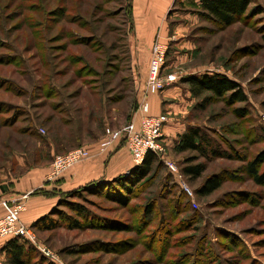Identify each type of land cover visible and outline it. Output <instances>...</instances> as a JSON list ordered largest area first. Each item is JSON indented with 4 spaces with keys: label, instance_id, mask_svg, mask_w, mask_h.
<instances>
[{
    "label": "rangeland",
    "instance_id": "obj_1",
    "mask_svg": "<svg viewBox=\"0 0 264 264\" xmlns=\"http://www.w3.org/2000/svg\"><path fill=\"white\" fill-rule=\"evenodd\" d=\"M131 3L0 0V167L10 166L11 152L17 151L51 170L55 157L87 149L108 129L122 130L148 103L151 49L160 33L146 36L142 27H132ZM256 3L264 7V0ZM253 7L227 27L203 19L196 0L178 5L188 23L168 27L167 41L162 40L169 50L163 78L174 75L182 83L179 77L223 73L242 85L247 104L231 106L214 98L202 110L203 100L191 96L184 115L190 125L216 130L220 137L214 138L245 162L165 149L154 172L121 198L111 187L107 196L102 191L67 198L58 208L60 226L38 230L35 241H28L35 256L26 264H186L196 237H207L199 250L219 252L224 264H264V185L256 186L247 172V164L264 152V15L255 16ZM49 89L59 95L46 96ZM241 108L248 111L245 119L235 113ZM30 125L40 137L27 134ZM191 160L206 169L197 179L182 174ZM170 163L181 177L170 171ZM212 177L221 178L222 188L199 197ZM167 185L189 199L182 201L186 211L170 221L172 232L181 231L171 235L170 247L157 238L166 230L158 222L166 210L162 205L173 199L162 192ZM153 203L156 219L142 227L151 220L145 210ZM75 223L82 227L74 229ZM40 246L56 259L46 257ZM205 254L206 264H217Z\"/></svg>",
    "mask_w": 264,
    "mask_h": 264
},
{
    "label": "trees",
    "instance_id": "obj_2",
    "mask_svg": "<svg viewBox=\"0 0 264 264\" xmlns=\"http://www.w3.org/2000/svg\"><path fill=\"white\" fill-rule=\"evenodd\" d=\"M257 0H202L201 1V12L198 13L203 19H206L208 21H214L217 24L231 27L233 26L238 18L240 16L245 15V13L249 10L250 6L252 4H255V7H253V14L255 16L264 15V7L258 3H256ZM82 43V42H81ZM85 43H88V41L85 40ZM168 56V55H167ZM82 59V58H81ZM83 60V59H82ZM80 63H83V61H80ZM9 82V81H7ZM182 84L188 86L190 93L192 94V97L196 100L200 99L203 100V104L200 105L202 107V110H206V108L212 104L213 99H224L226 100L231 106H235L238 104L248 103V95L246 94L245 90L243 89L242 85L230 78L228 75L223 73H205L201 75L193 74L189 75L185 78L181 79ZM8 84V83H6ZM55 89V88H54ZM44 92V91H43ZM46 96L53 95L54 97H57L58 90H52L49 89L45 91ZM207 95V96H206ZM235 113L240 118H247L248 111H246L245 108L236 109ZM33 125H30L28 127V135L33 137H40L38 133L34 130L32 127ZM219 133L216 132V130H209L204 129L198 126L190 125L187 127L185 133L180 136L179 141L176 143V146L174 150L178 154H184V153H191V154H198L203 159L208 160L215 159V158H222L228 161L233 160H239L241 162H245V159L241 156H237L233 149H228V151L224 148V145L220 142H218L214 136H218ZM259 140V139H258ZM124 146L123 142H120L116 144L115 147L121 148ZM115 147L108 151L113 152ZM225 149V150H224ZM107 152V153H108ZM159 156L153 153H148L146 156V159L144 163L137 167L134 165L133 169L130 171L129 175H121L117 177L115 180L110 182H94L91 184H88L84 187H80L78 189L72 190L70 192L62 193L60 195V202L59 205L54 209L51 213L48 215L42 217L40 220H38L33 226L32 229L34 232L36 231H43V230H54L55 228L59 227V220H58V208L62 205V203L67 198H75V197H81L83 195L87 194H96V193H102L103 194H109L107 191L109 188H114L118 190V196L121 198L123 194L131 193L134 191L133 188H135L136 185H138L140 182H142L144 179L148 178L150 174H152L156 168L159 166ZM193 160L186 163V167L182 169V174L185 177L191 178V179H197L201 177V175L206 171L205 166L202 165H192ZM264 163V152H262L256 159L249 162L247 164V172L248 175L252 178L253 182L256 186H262L264 185V172L260 173V167ZM222 180L218 177H212L203 186V189H201L198 193L199 197H207L211 194L217 192L222 188ZM166 189V190H165ZM165 191V196H169L171 198H178V202L175 203L173 210L169 209V203L173 202L170 199L166 203H163V207L166 209L165 214L161 215L158 222L159 225H163V227L166 229L163 234L158 235L157 238H159L162 242H165V245L170 247L168 241H171V235H175L179 228L173 229L174 232L169 229L170 221H175L176 213L178 211L180 212L182 209L185 210L186 205L182 201L189 200L187 196L178 194L175 192L174 186L170 187L169 185L163 187V191ZM161 192V193H162ZM36 194L41 193L40 190L35 192ZM160 193V194H161ZM107 196V195H106ZM114 198H119L117 195L113 196ZM66 202V201H65ZM188 207V206H187ZM157 209V205L153 203L152 205H149L146 208L145 215L149 216L151 218L150 222L146 221L144 223H141L142 227H144L147 223L153 222V219L155 220V210ZM85 214V211H83ZM181 216V215H180ZM183 217H180L181 220ZM65 219V218H64ZM195 219V218H194ZM149 220V219H148ZM186 223L187 221H183ZM61 223V222H60ZM66 223H68V220H66ZM65 223V224H66ZM75 226V227H74ZM71 227H74V229H80L82 226L79 223L72 224ZM170 231H169V230ZM194 236V235H193ZM6 245L4 247L5 252V261L6 264H26L29 260H32V258L35 256V252H33L32 247L30 246L29 242L25 239L21 238H7ZM208 240L207 237H196V246H194L193 251H191L192 261L188 262L189 264H206L209 262L205 257L207 256L205 253H208V256H213L216 258L217 264H224V259L222 257V254H219V252L212 251V249L208 248V252L203 250H199L198 244L201 243L204 244ZM2 241V240H0ZM230 241L233 242V239L230 238ZM214 244V242H213ZM217 244V242H216ZM218 245V244H217ZM31 247V248H30ZM31 250H30V249ZM207 248V247H206ZM205 248V250H206ZM200 254V255H199ZM198 255L200 257V260H198ZM32 257V258H31ZM186 263V264H188ZM149 264H152L151 261H149Z\"/></svg>",
    "mask_w": 264,
    "mask_h": 264
},
{
    "label": "crops",
    "instance_id": "obj_3",
    "mask_svg": "<svg viewBox=\"0 0 264 264\" xmlns=\"http://www.w3.org/2000/svg\"><path fill=\"white\" fill-rule=\"evenodd\" d=\"M196 1L200 6L202 0ZM188 2L192 0H132V27H142L145 31L143 34L146 36H151L155 30V36L160 33V39L164 41L168 38V27L187 25L188 21L184 19L187 14L176 8L178 5H187ZM172 11L175 12L173 15ZM174 17L182 19L176 22ZM176 78L173 75V82L164 92L152 95L148 99L151 116L169 115V121L164 127L162 137L165 149L175 148L180 136L190 126L184 114L193 102L192 94L190 91L184 92V87H187L180 81L178 82ZM99 143L87 145L92 155L91 159L51 183L45 180L50 171L49 166L40 167L29 162L26 153L12 151L13 163L9 162L10 166L0 167V219L9 213L13 201L27 195L26 209L21 213V221L34 232L32 226L56 209L62 193L94 182H110L121 175H129L134 163L128 148L126 146L115 147L113 152L101 154ZM38 190L41 193L36 194ZM6 242L4 239L0 241V258L4 260Z\"/></svg>",
    "mask_w": 264,
    "mask_h": 264
},
{
    "label": "built area",
    "instance_id": "obj_4",
    "mask_svg": "<svg viewBox=\"0 0 264 264\" xmlns=\"http://www.w3.org/2000/svg\"><path fill=\"white\" fill-rule=\"evenodd\" d=\"M168 51L167 45L157 36L152 45L148 71V92L152 95L161 94L173 82L172 77H162L167 63ZM168 121L167 114L158 117L151 116L149 103H143L139 106L133 120L122 130H106L103 140L99 143V152L101 154L107 153L116 144L123 142L131 153L134 165L139 167L144 163L148 153L156 154L159 157L165 154L162 137ZM42 133L45 132L42 131ZM91 158V152L86 148H79L64 156L55 157L46 181L48 183L56 181L69 170ZM168 167L173 174L181 177L175 164L170 163ZM185 191L192 197L188 188H185ZM27 198L28 196L24 195L13 201L9 213L0 219V240L21 238L31 242L35 241L34 232L21 221V213L26 209ZM40 250L46 257L56 259L55 255L47 248L40 246ZM0 264H5L1 258Z\"/></svg>",
    "mask_w": 264,
    "mask_h": 264
}]
</instances>
